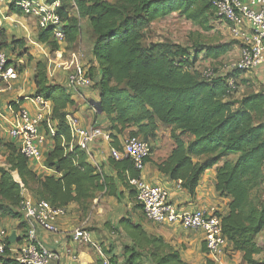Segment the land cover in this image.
<instances>
[{
  "label": "trees",
  "instance_id": "1",
  "mask_svg": "<svg viewBox=\"0 0 264 264\" xmlns=\"http://www.w3.org/2000/svg\"><path fill=\"white\" fill-rule=\"evenodd\" d=\"M55 1L59 2L56 11L62 18L68 50L79 36L80 20L88 21L92 46L87 73L97 90L96 104L108 119L105 130L115 134L128 130V135L149 143L159 125L169 126L171 151L156 163L157 169L169 179L180 180L194 196L202 173L215 167V191L230 198L227 212L215 213L221 218L229 252H241L246 264H264V258L258 257L262 249L255 241L264 229V199L259 196L264 189V95L250 93L232 99L237 87L230 91L226 79L241 71L219 74L213 70L215 77L206 79L203 69L194 67L201 52L205 58L216 59L226 52L227 44H193L191 58L189 47L146 38L153 22L172 13L203 27L208 15L231 24L217 17L213 0H46ZM8 10L22 14L13 3L8 4ZM35 39L51 52L58 49L50 27L38 28ZM0 49L13 56L9 63L23 54L27 61H34L33 96L50 101L55 128L49 137L52 147L44 156L48 171L40 173L29 166L14 141L0 137L5 156V166H0V220L16 219L18 227H25L19 208L20 184L34 199L61 207L75 202L83 213L97 193L115 195L110 186L113 177L93 165L84 150L69 147L65 115L74 100L65 85L48 76L44 61L33 60L23 38L8 40L1 30ZM113 147L121 150V146ZM108 163L128 171L130 178L139 174L129 157L115 160L109 156ZM120 225L153 264H189L181 259L179 249L162 237L144 235L141 226L129 220H121ZM12 244L8 237L2 264H18L8 251ZM137 254L132 251L127 262Z\"/></svg>",
  "mask_w": 264,
  "mask_h": 264
},
{
  "label": "crops",
  "instance_id": "2",
  "mask_svg": "<svg viewBox=\"0 0 264 264\" xmlns=\"http://www.w3.org/2000/svg\"><path fill=\"white\" fill-rule=\"evenodd\" d=\"M37 1L43 2L46 0ZM242 2L247 7L255 9L258 7V5L250 3L249 0H242ZM9 3L10 0H5V4L1 8L3 14H0V31L3 30L4 36L8 40L13 37L23 38L26 42L28 53L33 60L48 58V70L51 73L53 72L50 78L65 85L66 71L58 67L64 58L62 60L56 58L52 60L48 57L50 50L46 46L33 43L36 41L35 36L38 30L36 16L11 13L8 10ZM72 11H74V8ZM174 14L178 15L177 13H172L169 16ZM178 16L185 19L183 16ZM156 22L158 21L153 22L150 27H153ZM188 22L191 24L192 29H196L198 32L190 34L184 42L175 41V43L189 47L188 53L191 58V47L193 44H227L226 52L216 59L205 58L204 53L201 52L194 64V67L199 70L202 66L214 64V66H219L218 73L223 74L226 68H230L239 59L244 38L251 35L250 25L244 19L240 21L239 26L242 34L238 36H234L231 33V24L220 19H214L213 16L208 15L207 23L204 27L196 22ZM80 28L81 30L74 46L78 50H80L79 47L81 46L83 51L84 49L86 50V45H88L87 51L89 54L86 59L89 61L91 59L92 44L88 21L81 19ZM200 29L207 31L209 37L202 36V30ZM67 51L65 50L66 56ZM6 53L8 57L11 56L9 51ZM21 56L14 59L15 61H21L17 78L11 82L9 89L0 93V108H6L10 101H14L17 102V106L34 111L35 104L31 100L35 91L33 82L34 61H27L26 54ZM10 59H13V56ZM87 61L84 63L87 64ZM235 77L237 89L232 99H240L250 93H261L264 95V60L252 70L237 72ZM71 96L74 104L67 110L77 117L81 126H98L104 130L108 127L107 117L101 113L96 104L98 94L95 88L92 86L84 87L79 93L71 94ZM107 132L109 133L108 139H98L89 144L88 157L89 161L96 167L101 168L106 176L113 177L110 186L115 190V195L97 193L86 213H83L75 202L64 206L63 214L54 220L57 228L56 232H48L36 227L38 241L58 256L56 259L51 260L50 264H97L98 261L101 262L104 256L119 264H153L146 252L135 246L131 235L120 225L121 220H129L134 224H139L144 235L162 237L171 246L179 249L181 259L189 264H246L242 260V253L233 250L221 256L219 262L212 261L207 254L204 245V234L201 230H186L178 224H157L147 220L141 207L135 201L134 192L128 184L129 172L114 168L108 163L110 148H114L113 146L120 147L123 139L128 135V130H125L122 134ZM2 137L7 140V137ZM149 144L151 146V154L146 159L144 167L138 176L148 183L162 186L167 192V199L180 211L205 209L211 213L221 215L227 212L230 198L220 196L215 191V167L208 168L202 173L194 196H191L181 186L180 180L169 179L157 169L156 163L168 156L171 151L169 126L159 125L156 136L150 139ZM51 147L52 141L47 138L42 148L44 156ZM0 166H5V156H1V154ZM29 166L32 169L34 168L32 164ZM35 171L38 173L42 172L41 169H35ZM118 175L125 179H119ZM14 179L16 181L19 180L18 176L17 178L14 177ZM19 223L16 219L3 218L0 220V229L5 226V230L9 235L12 233L22 235L25 232V227H18ZM82 224L90 230L94 246L78 244L71 239V232ZM255 241L262 249L258 257L264 258V229L256 236ZM12 242L13 244L8 248L10 253L20 243L16 238ZM228 248L230 249L231 246ZM132 251H137L139 254L129 263L126 258L131 255Z\"/></svg>",
  "mask_w": 264,
  "mask_h": 264
},
{
  "label": "built area",
  "instance_id": "3",
  "mask_svg": "<svg viewBox=\"0 0 264 264\" xmlns=\"http://www.w3.org/2000/svg\"><path fill=\"white\" fill-rule=\"evenodd\" d=\"M249 1L258 7L256 9L247 7L242 0L212 1L217 17L231 23V33L234 36L242 34L239 30L242 19L250 25L251 35L244 38L240 57L230 68H226L228 72L232 69L241 72L252 70L264 60V0ZM10 3L18 6L23 15L36 16L39 29L51 28L53 38L58 44V49L52 53L56 59L62 60L65 53L66 38L62 29V18L56 11L59 2L10 0ZM4 4L5 0H0L1 15L3 14L1 8ZM72 7L75 9L73 1ZM33 43L40 44L36 41ZM9 61L6 51L0 49V93L9 89L11 82L18 76L17 66L21 61L17 60L12 63ZM58 67L66 71L65 87L70 94L79 93L82 88L93 85V80L87 73L88 67L84 63L83 54L80 50H68L67 59H64ZM52 73L48 70L49 77L52 76ZM201 74L206 79L216 75L212 68L203 69ZM226 84L229 90L233 91L237 87L236 78L233 75L227 77ZM31 100L35 104L34 111L17 106V102L14 101H10L13 104L9 102L4 109L0 108V137L5 136L14 141L29 164H32L33 169H41L44 172L48 170L44 166L42 148L46 139L55 133L54 121L51 120V103L39 95L33 96ZM65 120L70 129V148L76 145L88 154L90 143L98 139L109 138V133L102 127L81 126L77 117L70 111L66 113ZM109 153L110 157L115 160L129 157L134 168L140 172L144 167L145 160L150 156V145L141 137L127 135L121 143V150L110 148ZM128 184L134 192L135 201L141 207L147 220L157 224H178L186 230H201L204 234L207 254L214 262H219L221 256L229 252L219 216L205 209L178 210L167 199V192L162 186L148 183L140 176L129 178ZM20 186L19 208L25 222V232L22 235L15 234V238L19 239L20 243L17 248L12 249V257L18 264H50L51 260L58 256L38 241L36 227L48 232H56L54 220L63 214L64 207L53 206L43 199H34L26 188L21 184ZM8 237L9 233L1 228L0 264H2L3 257L6 256ZM71 239L78 244L95 245L90 230L84 224L77 226L71 232ZM101 264L119 263L104 256L101 259Z\"/></svg>",
  "mask_w": 264,
  "mask_h": 264
},
{
  "label": "rangeland",
  "instance_id": "4",
  "mask_svg": "<svg viewBox=\"0 0 264 264\" xmlns=\"http://www.w3.org/2000/svg\"><path fill=\"white\" fill-rule=\"evenodd\" d=\"M74 12V11H73ZM160 22V23H159ZM159 23V24H158ZM157 24V25H156ZM195 30V31H193ZM202 30V29H200ZM198 31L196 29H192L191 24L186 20L178 15H171L169 17L163 18L161 20H158V22L154 23L153 27H150L146 30V38L148 40H169V41H186L187 37L190 36L192 33H197ZM202 36L204 37H209V33L207 31L202 30ZM89 44V43H88ZM32 46V45H31ZM88 45H86V50L84 49L82 51L81 46L79 47L82 54H83V59L84 62L86 63L87 59L86 57L88 56L89 52L88 50ZM68 50V47H65ZM69 49H75V46H69ZM39 50V49H38ZM65 55V56H64ZM64 59H67L66 54L64 53ZM52 60L55 58L54 54L50 51V54L48 56ZM42 61H44L47 65L48 58H44ZM88 64V61H87ZM86 64V65H87ZM218 65H205L202 66L201 69H206V68H212V70L217 71L218 70ZM2 152L4 149H0ZM0 151L1 156H4V154ZM12 175L17 178V174L12 172ZM259 196L264 199V189L261 190L259 193ZM4 229H6L5 226H3Z\"/></svg>",
  "mask_w": 264,
  "mask_h": 264
},
{
  "label": "water",
  "instance_id": "5",
  "mask_svg": "<svg viewBox=\"0 0 264 264\" xmlns=\"http://www.w3.org/2000/svg\"><path fill=\"white\" fill-rule=\"evenodd\" d=\"M14 239H15V233L9 235V241H14Z\"/></svg>",
  "mask_w": 264,
  "mask_h": 264
},
{
  "label": "bare ground",
  "instance_id": "6",
  "mask_svg": "<svg viewBox=\"0 0 264 264\" xmlns=\"http://www.w3.org/2000/svg\"><path fill=\"white\" fill-rule=\"evenodd\" d=\"M15 173V172H14Z\"/></svg>",
  "mask_w": 264,
  "mask_h": 264
},
{
  "label": "clouds",
  "instance_id": "7",
  "mask_svg": "<svg viewBox=\"0 0 264 264\" xmlns=\"http://www.w3.org/2000/svg\"><path fill=\"white\" fill-rule=\"evenodd\" d=\"M19 181V180H18Z\"/></svg>",
  "mask_w": 264,
  "mask_h": 264
}]
</instances>
